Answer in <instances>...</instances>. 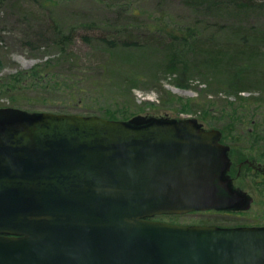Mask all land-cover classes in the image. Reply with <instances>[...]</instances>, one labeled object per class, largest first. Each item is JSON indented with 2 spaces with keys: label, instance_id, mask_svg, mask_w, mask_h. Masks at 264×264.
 <instances>
[{
  "label": "water",
  "instance_id": "95a60500",
  "mask_svg": "<svg viewBox=\"0 0 264 264\" xmlns=\"http://www.w3.org/2000/svg\"><path fill=\"white\" fill-rule=\"evenodd\" d=\"M221 132L195 118H0V264H264V226L160 214L243 201Z\"/></svg>",
  "mask_w": 264,
  "mask_h": 264
},
{
  "label": "rangeland",
  "instance_id": "374dc122",
  "mask_svg": "<svg viewBox=\"0 0 264 264\" xmlns=\"http://www.w3.org/2000/svg\"><path fill=\"white\" fill-rule=\"evenodd\" d=\"M241 14L245 15L246 23L264 26V15ZM238 19L242 18L236 8L215 7L201 0H0V118L24 111L103 116V110L110 105L118 112L117 116L122 117L127 100L129 111L134 115L123 120L134 123L188 117L197 119L207 128L262 129L264 84L253 75L244 81L248 88L236 93L229 89L228 69L208 68L213 62L200 55H190L186 64L188 82L182 86L179 81L184 76L177 79L169 72L165 52L149 48L147 52L135 54L146 55L150 69H145L143 76L136 80L117 67V71H111L104 65L108 53L103 52L98 40L102 33L115 29L158 32V25L197 21L214 31L221 23L226 26ZM55 25L73 32L70 54L64 58L53 42ZM86 35L89 40L85 39ZM71 53L77 57V64L76 60L73 63L76 67L69 66ZM253 55L264 57V50ZM58 57L61 60L56 61ZM242 60L247 58L244 56ZM35 68L41 75L33 81L26 80L25 76ZM247 72L253 73L249 69ZM17 74L19 82L13 77ZM68 75H72L71 81L66 80ZM70 84L72 86H68ZM133 85L136 87L132 88V94L126 95L127 86ZM81 86L85 87V92L79 90ZM104 91L118 94V103L105 102ZM84 94L92 98L84 101L81 99ZM246 150L259 156L254 147ZM247 152H243L244 155H250ZM245 174L247 179L241 178L239 185L256 197L249 209L192 211L153 218L180 224L264 226V179L256 172Z\"/></svg>",
  "mask_w": 264,
  "mask_h": 264
},
{
  "label": "trees",
  "instance_id": "16d2710c",
  "mask_svg": "<svg viewBox=\"0 0 264 264\" xmlns=\"http://www.w3.org/2000/svg\"><path fill=\"white\" fill-rule=\"evenodd\" d=\"M201 1L211 4V6L215 7L229 6L232 8H236L240 12L242 19L227 23L226 26L224 25V23H221V25L214 31H209L208 27H206L205 25L203 26L196 21L193 24H169L166 26L163 25L162 27L158 25L157 27L160 28V30H158L159 34L158 32H152L151 29H149L148 31L152 33H147L148 31L144 33H136L131 29H115L107 33H102V36H100V38L98 39L99 44L101 45L103 52L108 53L104 65H108V68L111 71H117L118 68L123 72V74L125 73L132 75L134 79L139 80L143 76L145 69L150 70L147 67L149 60L144 54H135H137L138 52H147L149 48H157L165 52L164 57L168 58V64L166 66L169 69V72H173L177 79L184 76L179 81L182 86L187 85L188 82V79L186 80L188 74L186 64L187 61H190V55H200L208 60V62H213V64L209 65L208 68L215 69L216 67L220 66L224 68V71L228 69L229 89L231 91H235L236 93L248 88V85H245L244 81H246L249 75H253L255 77V80L264 84V57L260 55H253L259 50H264V26L246 23L244 21L245 15L241 14L242 12H246L249 14L254 13L263 16L264 1ZM228 26L231 29L236 28V30L231 31L229 30ZM53 31V42L59 48L60 56L64 58V56L70 54L69 50H71V45L74 40L72 29L71 31L66 32L65 28H62L61 26L59 27V25H55ZM85 39L89 40L88 35L85 36ZM143 48L147 50L140 51V49ZM244 56L247 58V60H242ZM70 59H67L71 64L69 66L76 67V65L73 64L75 63V60L77 64V57L75 56V54L71 53ZM58 60L61 59H59L58 57L56 61ZM180 60H182V62H180ZM116 62L120 63L117 64ZM239 62L241 63L238 64ZM178 67H180L179 70ZM137 68H141V71H137ZM248 69L253 73H248ZM45 72L47 74H50V71ZM38 75H41V71L38 68H35L32 73L25 76V79L29 80L30 78V80L33 81L35 77H38ZM72 75H68L66 80L71 81ZM13 77L15 81L19 82L18 74L14 75ZM108 77L112 76L109 75ZM25 79H23V81ZM66 83L68 82L66 81ZM48 86L51 87V85ZM68 86L72 85L70 84ZM15 87L16 85L13 84L12 88ZM135 87L136 85L127 86L126 95L132 94L131 90ZM84 89L85 87L83 88V86L79 88L81 92H85ZM103 93L105 102L110 104H115L116 102L118 103V94L112 93L110 91H104ZM90 98H92L90 94H84L81 97V99L84 101L85 99L89 101ZM128 103L129 102L126 100L124 110L121 112L122 117L117 116L118 112L111 109V105L109 106V108H105L103 110V116L110 119L131 118L134 114L133 112L129 111ZM23 113L29 114L30 112L24 111ZM148 120L149 119L138 120L139 123L135 124H145L149 122ZM262 148L264 150V145Z\"/></svg>",
  "mask_w": 264,
  "mask_h": 264
},
{
  "label": "flooded vegetation",
  "instance_id": "af4514ba",
  "mask_svg": "<svg viewBox=\"0 0 264 264\" xmlns=\"http://www.w3.org/2000/svg\"><path fill=\"white\" fill-rule=\"evenodd\" d=\"M217 129L221 132L220 142L228 146L227 154L230 158V167L226 172V176L230 179L232 189L243 195V201L235 208H242L244 210L247 208L249 209L256 197L254 194H250L248 190L240 186L239 182L241 178L247 179L245 173L249 174V172H256L264 179V150L262 148V145H264V128H232L229 130L226 128ZM252 147L256 149L259 156H253L252 153L247 152L246 149H252ZM245 151L251 156L244 155L243 152Z\"/></svg>",
  "mask_w": 264,
  "mask_h": 264
}]
</instances>
